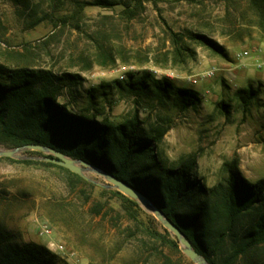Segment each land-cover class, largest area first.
Here are the masks:
<instances>
[{
	"label": "rangeland",
	"instance_id": "1",
	"mask_svg": "<svg viewBox=\"0 0 264 264\" xmlns=\"http://www.w3.org/2000/svg\"><path fill=\"white\" fill-rule=\"evenodd\" d=\"M96 1L0 0V64L76 75L70 83L62 81L60 102L74 103L73 112L100 113L113 123L137 110L146 125L166 129L160 148L170 163L193 154L197 177L208 187L216 184L223 162L238 157L237 149L248 142L239 138L247 125L255 139H264V67H256L264 55V0H141L136 6L133 0H110L116 4L109 7ZM123 3H130L132 15L122 12ZM171 32L195 51L194 58H174ZM195 35H204L222 51ZM245 49L251 56L243 61L237 55ZM209 70L213 73L206 76ZM143 71L190 87L200 103L180 110L168 100L136 97L113 84ZM252 90L255 95L247 99L244 91ZM260 174L264 177V169ZM67 180L52 167L0 158V221L22 240L44 245L59 264L130 259L144 264V254L159 250L174 264H190L175 250L144 238L105 188H71ZM83 193L92 195L85 206ZM95 201L105 205L102 219L89 212ZM143 239L147 244L141 251Z\"/></svg>",
	"mask_w": 264,
	"mask_h": 264
},
{
	"label": "trees",
	"instance_id": "2",
	"mask_svg": "<svg viewBox=\"0 0 264 264\" xmlns=\"http://www.w3.org/2000/svg\"><path fill=\"white\" fill-rule=\"evenodd\" d=\"M96 2L102 7L116 4L110 0ZM132 3L136 6L141 0ZM123 6L124 14H133L130 3H123ZM170 34L174 58H194L195 51L183 45L181 36ZM195 37L222 51L204 35ZM76 78L68 73L57 75L50 69H11L0 64V145L49 146L128 182L148 196L210 264H264V178L253 181L244 178L238 168L239 159L233 156L223 162L220 180L206 186L197 177L195 155L189 154L170 163L160 148L166 129L146 125L137 110L130 117L113 123L100 113H76L71 110L76 109L74 103L60 102L62 81L69 80L70 83ZM113 84L120 91L126 90L136 97L152 95L161 103L168 100L180 110L194 109L200 103L197 91L175 85L167 78H156L148 71L130 74L126 81L114 80ZM244 92L247 99L255 95L253 90ZM88 93L89 100L93 101V91ZM25 153L46 156L35 150ZM0 158L55 168L66 175L71 188L76 184L95 188L93 183L48 161ZM104 191L118 199L121 210L142 231L144 238L175 250L193 264L184 257L177 240L135 201L114 189ZM91 198L92 195L84 194V206ZM104 207L100 201H95L89 207L92 218H104ZM141 242L139 249L144 251L147 242L144 239ZM143 256L144 264H174L162 250L157 255L149 252ZM135 263L130 259L121 264ZM0 264L59 263L44 245L22 240L0 221Z\"/></svg>",
	"mask_w": 264,
	"mask_h": 264
},
{
	"label": "water",
	"instance_id": "3",
	"mask_svg": "<svg viewBox=\"0 0 264 264\" xmlns=\"http://www.w3.org/2000/svg\"><path fill=\"white\" fill-rule=\"evenodd\" d=\"M29 150L39 151L46 155L45 157H39L41 160L59 165L99 187L114 189L129 197L144 211L151 213L161 226L177 240L181 252L193 264H210L203 255L194 249L185 234L165 216L163 211L148 196L141 193L128 182L118 179L82 159L71 158L49 146L41 144H23L12 148H0V157L21 159L24 157L23 153ZM88 173L97 175L102 178L104 182L93 179L88 175Z\"/></svg>",
	"mask_w": 264,
	"mask_h": 264
},
{
	"label": "crops",
	"instance_id": "4",
	"mask_svg": "<svg viewBox=\"0 0 264 264\" xmlns=\"http://www.w3.org/2000/svg\"><path fill=\"white\" fill-rule=\"evenodd\" d=\"M251 56V54H250ZM249 57L242 58L246 61ZM245 123L242 124L244 128ZM247 131L242 130L239 133L240 139H247V143L240 146L237 149L239 165L238 168L247 180L253 181L261 177L260 172L264 169V139L257 140L252 136V131L249 125H247ZM245 134V135H243Z\"/></svg>",
	"mask_w": 264,
	"mask_h": 264
},
{
	"label": "built area",
	"instance_id": "5",
	"mask_svg": "<svg viewBox=\"0 0 264 264\" xmlns=\"http://www.w3.org/2000/svg\"><path fill=\"white\" fill-rule=\"evenodd\" d=\"M237 56L240 59L245 58V57H249L250 56V52L245 49V50H242L240 53H238ZM256 67L258 69L264 67V55L262 57V60L256 63ZM212 73H213V71L209 70V71L206 72V76H210ZM43 232H48V230L44 229ZM48 245L49 246H53L55 249L60 250V251H62L64 249V246L62 244H54L53 242H49Z\"/></svg>",
	"mask_w": 264,
	"mask_h": 264
}]
</instances>
